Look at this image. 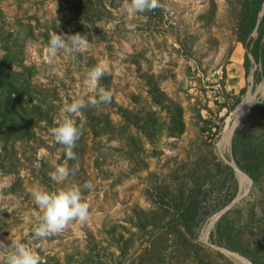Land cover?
<instances>
[{"label":"rangeland","instance_id":"rangeland-1","mask_svg":"<svg viewBox=\"0 0 264 264\" xmlns=\"http://www.w3.org/2000/svg\"><path fill=\"white\" fill-rule=\"evenodd\" d=\"M127 2L0 0V106L16 90L22 108L13 104V114L23 119L20 131L0 123V243L21 241L40 264H244L233 254L254 264L217 242L224 218L238 246L259 248L264 264V177L255 184L232 150L236 126L264 144V78L256 79L259 66L237 35L243 0H159L132 15ZM57 33L86 36L88 49L50 54ZM101 63L108 73L91 87L87 73ZM101 91L111 92L110 103L62 115L65 103ZM63 118L82 128L75 159L50 134ZM58 166L69 169L60 184L49 177ZM195 187L206 195L188 233L169 220ZM34 188H80L87 219L35 237Z\"/></svg>","mask_w":264,"mask_h":264},{"label":"clouds","instance_id":"clouds-1","mask_svg":"<svg viewBox=\"0 0 264 264\" xmlns=\"http://www.w3.org/2000/svg\"><path fill=\"white\" fill-rule=\"evenodd\" d=\"M159 0H128L124 11L128 15L144 13L160 7ZM89 42L86 36L76 33L72 35H61L59 33L51 36L49 40L50 54L56 52H67L69 54H82L88 49ZM108 73L106 64H98L87 73L86 83L95 87L102 76ZM112 94L110 91H101L98 98L90 97L87 102L83 99H75L71 103H65L61 109L62 115L76 114L87 105L110 103ZM54 142L65 146V155L68 159H75L72 149L82 134V128L75 126L71 119L63 118L55 127L50 129ZM69 169L66 166H58L49 177L57 184L63 183L68 177ZM83 188L92 190L93 185L86 182ZM36 207L41 215L33 228V235L45 238L61 232L68 222L73 220L85 221L88 217L89 205L83 201L80 188H69L50 192L43 188H34L30 193ZM5 248L6 255L0 264H40L38 255L26 244L19 240H12L10 244L0 243Z\"/></svg>","mask_w":264,"mask_h":264},{"label":"trees","instance_id":"trees-1","mask_svg":"<svg viewBox=\"0 0 264 264\" xmlns=\"http://www.w3.org/2000/svg\"><path fill=\"white\" fill-rule=\"evenodd\" d=\"M264 0H243L240 13L238 15V40L241 41L244 46L251 52L255 62L258 64L259 68L256 73V79L260 80L264 78V17H260V12L262 10ZM257 32V36L254 37L253 33ZM7 66V59L0 64V74H2V68ZM251 66V60L248 54L245 56V68L249 70ZM1 79V78H0ZM0 84L2 80H0ZM6 100L3 105L0 106V123L7 121L11 122L15 126V130L23 128V119L16 120L15 115V105L18 103L22 108L21 101H19L21 94L16 90H11L8 92ZM14 95V98L12 97ZM16 97V98H15ZM239 100L237 101V103ZM234 106H230L232 109ZM9 110V111H8ZM233 158L236 164L241 170H243L248 176L258 184L264 177V144L258 138H253L247 136L236 129L233 136ZM231 169V168H230ZM233 174V170H230ZM200 187H195L187 197V201L179 210L175 211L171 215L169 222L185 229L188 233H193L194 226H197L200 221V208L202 204L203 197L206 193H203ZM233 194L226 202L229 203L234 198ZM217 209V208H216ZM224 218H221L216 225L217 231V242H226V247L230 250L241 252L244 256L248 257L254 264H263L258 257L260 249L257 250H247L238 246L239 241L238 235L236 233L233 235L232 226L230 224L224 225ZM172 224V225H173ZM171 233H175L171 231ZM216 241V240H215ZM152 245L148 246L145 252H149L152 249Z\"/></svg>","mask_w":264,"mask_h":264},{"label":"bare ground","instance_id":"bare-ground-1","mask_svg":"<svg viewBox=\"0 0 264 264\" xmlns=\"http://www.w3.org/2000/svg\"><path fill=\"white\" fill-rule=\"evenodd\" d=\"M263 12H264V9H263ZM251 102H252V98L250 97V98L246 101V103L242 106V108H241V110H240L238 116L243 117L244 114H246V111H247L248 107L251 105ZM238 121H239V120H238ZM230 135H231V134H230L229 132L226 134L225 139H224V142H223V146H224V145L228 142V140L230 139ZM237 171H238L240 177H244V178H246L245 175H244V173H242V171H240L239 169H237ZM244 180H245V179H244ZM215 220H216V216L212 218V220H211V224L208 226L205 235L208 234V232H209L210 229L212 228V226H213ZM233 256H235L239 261L243 262L244 264H251V263L248 262L246 259L240 257V256L237 255V254H233Z\"/></svg>","mask_w":264,"mask_h":264},{"label":"water","instance_id":"water-1","mask_svg":"<svg viewBox=\"0 0 264 264\" xmlns=\"http://www.w3.org/2000/svg\"><path fill=\"white\" fill-rule=\"evenodd\" d=\"M255 33H257L256 31H255ZM236 128H237V126L234 128V130H236ZM251 180V179H250ZM252 181V180H251Z\"/></svg>","mask_w":264,"mask_h":264}]
</instances>
